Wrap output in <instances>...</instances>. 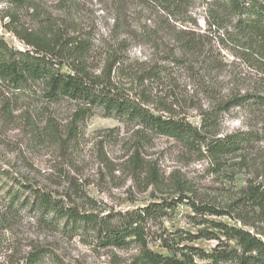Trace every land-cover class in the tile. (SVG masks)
Segmentation results:
<instances>
[{
  "label": "rangeland",
  "instance_id": "1",
  "mask_svg": "<svg viewBox=\"0 0 264 264\" xmlns=\"http://www.w3.org/2000/svg\"><path fill=\"white\" fill-rule=\"evenodd\" d=\"M56 1L42 0L41 4L44 10L61 16ZM74 2V29L78 32L73 30L70 36L85 30L94 41L86 61L89 76L103 78L112 70L113 84L156 115L199 125L201 113L226 98L239 92L264 95V55L256 56L244 38L245 45L234 42L232 27L210 29L211 0H193L189 15L197 27L188 25L208 37L204 41L213 63L211 70L201 71L196 63L184 67L171 64L170 74L142 81L136 75L160 68V51L175 46V37L162 34L158 49L155 43L142 39L140 32L130 33L133 39L120 48L124 37L110 32L113 19L104 10L106 2ZM134 4L137 6H128L132 17L143 23V17L150 15L142 12L140 3ZM229 31L232 33L227 34ZM36 35L33 11L0 0V38L15 50L26 51L32 49L26 45L27 40ZM109 47L118 50L119 62L112 68L107 60ZM59 61L62 72L73 74V60L66 57ZM87 109L77 102H48L41 84L20 93L0 83V166L11 178L0 189V264H24L28 254L39 248L52 253L59 264H138L136 246L103 248L88 234L55 230L31 213L30 207L15 205L11 197L16 191L22 194V202L29 198L22 186H32L84 213L102 216L152 202H176L183 196V200L190 198L233 213L247 180H264V168L258 169L264 166V110L237 109L225 117L221 134L252 132L260 142L245 157L251 169L242 170L237 167L239 160L228 159L219 171L207 156L192 153L173 139L152 136L100 111L90 117L92 113L84 111ZM186 202L168 210L164 229L184 236L209 232V225H199L201 217L195 218ZM239 214L236 211L235 217L205 218L241 227L236 219ZM183 244L210 253L218 241L201 238ZM150 249L168 254L155 239H151ZM44 264L55 263L50 259Z\"/></svg>",
  "mask_w": 264,
  "mask_h": 264
},
{
  "label": "trees",
  "instance_id": "2",
  "mask_svg": "<svg viewBox=\"0 0 264 264\" xmlns=\"http://www.w3.org/2000/svg\"><path fill=\"white\" fill-rule=\"evenodd\" d=\"M6 1L15 8L33 11L37 20V35L33 40H27L26 45L32 49L26 51L15 50L0 38V83L20 93L41 84L48 102H77L88 108L84 111L92 113L90 117L100 111L106 117L138 127L152 136L173 139L190 152L207 156L219 171L226 167L228 159L239 160L237 167L242 170L251 169L245 157L260 142L258 135L252 132L223 135L221 126L231 111L264 110V95L239 92L202 112L199 125L156 115L113 84L112 70L103 78L89 76L86 61L94 48V41L85 30L77 33L78 36H70L73 30L78 32L74 29L77 11L74 0L56 1L61 16H57L56 11L44 10L42 0ZM104 1V10L111 13L113 19L110 32L124 37L119 42L120 48L127 46L133 39L130 33L134 35L140 32L142 39L153 45L155 43L158 49L161 47L162 34L175 37V46L160 51L163 54L160 68L136 75L141 81L170 74L171 64L184 67L196 63L201 71L211 70L213 63L208 57L204 41L208 37L188 26L197 27L196 20L189 15L193 0H99L101 4H105ZM134 3H140L142 12L150 15L149 18L143 17V23L132 17L129 7L137 6ZM211 3L210 29L232 27L235 31L232 36L234 42L245 45L241 39L244 38L256 56H263L264 0H211ZM117 55L118 50L114 47L107 49L111 68L119 62ZM66 57L74 62L70 66L73 74L61 70L63 64L59 60ZM262 168L264 166L258 169ZM152 176L155 177V174L152 173ZM9 178L8 170L0 166V189ZM20 189H26L29 198L22 202V194L16 191L11 197L12 202L21 204L25 209L30 207L31 213L49 227L76 235L88 234L103 248L136 246L139 249L138 264H264L263 179L247 180L235 206H231L233 213L240 212L236 219L240 221L241 227L205 218L235 217L231 211L184 198L194 212V217H201L199 225H209L211 228L209 232L204 230L198 236H184L182 232L169 233L163 227L168 210L182 203L185 196L176 202H152L134 210L102 216L84 213L76 206L66 205L52 194L32 186H22ZM201 238L216 240L218 244L210 253L183 244ZM151 239H155L168 254L152 251ZM50 259L59 264L52 253L39 248L28 254L24 264H44Z\"/></svg>",
  "mask_w": 264,
  "mask_h": 264
}]
</instances>
